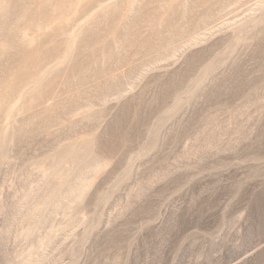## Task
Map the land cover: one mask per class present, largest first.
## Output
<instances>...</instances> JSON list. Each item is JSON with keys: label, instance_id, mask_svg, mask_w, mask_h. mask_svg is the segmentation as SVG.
<instances>
[{"label": "rangeland", "instance_id": "rangeland-1", "mask_svg": "<svg viewBox=\"0 0 264 264\" xmlns=\"http://www.w3.org/2000/svg\"><path fill=\"white\" fill-rule=\"evenodd\" d=\"M0 264H264V0H0Z\"/></svg>", "mask_w": 264, "mask_h": 264}]
</instances>
